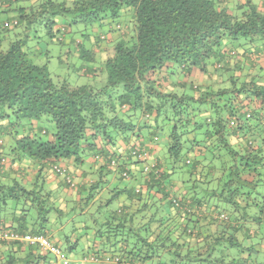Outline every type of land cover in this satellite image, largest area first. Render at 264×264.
Instances as JSON below:
<instances>
[{
    "label": "trees",
    "instance_id": "trees-1",
    "mask_svg": "<svg viewBox=\"0 0 264 264\" xmlns=\"http://www.w3.org/2000/svg\"><path fill=\"white\" fill-rule=\"evenodd\" d=\"M258 53L264 0H0V264H264Z\"/></svg>",
    "mask_w": 264,
    "mask_h": 264
},
{
    "label": "built area",
    "instance_id": "built-area-1",
    "mask_svg": "<svg viewBox=\"0 0 264 264\" xmlns=\"http://www.w3.org/2000/svg\"><path fill=\"white\" fill-rule=\"evenodd\" d=\"M57 170L58 168L55 167ZM11 238H17L19 240L25 241V242H31V243H38L41 247L44 249L50 250L54 255L58 258L57 264H70V260L64 256V254L61 252L60 248L53 245L49 239L41 234H26V235H17L14 233H11L9 235ZM89 259L83 258L81 259L78 264H88Z\"/></svg>",
    "mask_w": 264,
    "mask_h": 264
},
{
    "label": "rangeland",
    "instance_id": "rangeland-1",
    "mask_svg": "<svg viewBox=\"0 0 264 264\" xmlns=\"http://www.w3.org/2000/svg\"><path fill=\"white\" fill-rule=\"evenodd\" d=\"M51 70L53 72L57 71L55 74H59V72L62 71V69H60V67H58L56 62H55V64L52 65ZM73 82H77V78L76 77H75V80ZM78 82H80V81L78 80ZM160 153H161L162 156H166L167 155L166 154L167 153L166 148L161 147L160 148ZM66 247H67L66 244L62 243L60 249L64 252ZM67 256H68L67 258L70 260V264H76V263L78 264V260H79L78 253H76L74 255L67 254Z\"/></svg>",
    "mask_w": 264,
    "mask_h": 264
},
{
    "label": "crops",
    "instance_id": "crops-1",
    "mask_svg": "<svg viewBox=\"0 0 264 264\" xmlns=\"http://www.w3.org/2000/svg\"><path fill=\"white\" fill-rule=\"evenodd\" d=\"M259 55V56H258ZM258 55H257V57H259L260 58V60H264V56L261 54V53H258ZM141 167H140V165H139V167L137 166L136 168H132L133 170H134V172L137 174V173H139V170L141 171V169H140ZM78 170H81V169H78ZM81 171H79L78 173H80ZM140 174H142V173H139V175L138 176H140ZM139 182V181H138ZM137 182V183H138ZM113 183L114 184H117V185H119V184H121L122 186L123 185H125V186H127V185H131V182H129V181H126V180H123V179H120V180H116V179H114L113 180ZM82 259V258H81ZM80 258H79V260H78V262L81 260ZM77 264V263H76Z\"/></svg>",
    "mask_w": 264,
    "mask_h": 264
}]
</instances>
